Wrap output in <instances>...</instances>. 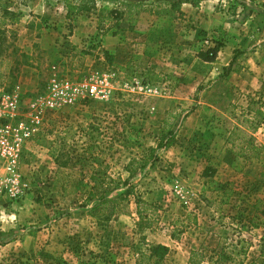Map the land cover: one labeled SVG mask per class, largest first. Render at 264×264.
I'll return each instance as SVG.
<instances>
[{"label":"rangeland","instance_id":"obj_1","mask_svg":"<svg viewBox=\"0 0 264 264\" xmlns=\"http://www.w3.org/2000/svg\"><path fill=\"white\" fill-rule=\"evenodd\" d=\"M123 1L0 0V99L42 120L1 169L18 193L0 196V264H136L157 243L162 264L192 250L201 264H264V0H208L229 20L208 29L190 12L207 0ZM217 43L219 59L197 56ZM247 59L262 87L245 88ZM53 76L106 78L108 97L46 109ZM104 193L105 220L110 207L90 211Z\"/></svg>","mask_w":264,"mask_h":264},{"label":"built area","instance_id":"obj_2","mask_svg":"<svg viewBox=\"0 0 264 264\" xmlns=\"http://www.w3.org/2000/svg\"><path fill=\"white\" fill-rule=\"evenodd\" d=\"M108 85L106 78H96L88 82H69L53 76L49 79L43 96L39 97L40 106L57 110L73 104L81 96L105 99L109 94ZM0 104L3 117L10 119L0 126V196L5 192L16 196L18 190L13 176L4 177L1 169L10 172L16 166L25 142L39 130L42 120L40 112L29 113L24 118L16 120L18 104L13 94H2Z\"/></svg>","mask_w":264,"mask_h":264},{"label":"trees","instance_id":"obj_3","mask_svg":"<svg viewBox=\"0 0 264 264\" xmlns=\"http://www.w3.org/2000/svg\"><path fill=\"white\" fill-rule=\"evenodd\" d=\"M185 1L191 2V4L194 6H197L199 3V0H185ZM123 3L129 7H140L143 4H145L144 0H138V1L124 0ZM180 3L178 1L176 2L172 1L169 4L172 10H178L180 7ZM243 17H245V14L243 15ZM220 46L221 44L217 43L215 44V46L210 47L207 50L199 51L197 56L203 61H208V62L213 61L215 57L217 56ZM233 60H234V56L231 59L230 63L224 69L223 75H226V73L230 70L229 67ZM162 138H164V136H162ZM171 144H172L171 140L166 139L165 142H162V139H160L157 143V147L159 148L164 147V146L168 147ZM110 182H112V179L106 180V182L104 183L107 186V184ZM124 182H127V181L124 180ZM91 198L92 196H89V198H87V201H91ZM114 205H115V202H113L111 198L106 196V194L104 193V194H101L99 197H97L90 211L96 210L100 206H103L106 210L110 207L111 212L108 213L107 215L101 216L102 219L105 220V219L110 218V215L114 209ZM137 212L139 213V216H140L141 215L140 211L137 210ZM143 221H144L143 218L140 217L139 223H138L140 228L144 227ZM169 251H170V248L165 244L157 243V244L149 245L145 249H139L136 264H162V260L168 255ZM202 257L203 256H201V254L198 251L192 250L190 257L188 259V262L189 264H201L202 259H203ZM220 259L221 260L224 259L223 254H218L213 264H219Z\"/></svg>","mask_w":264,"mask_h":264},{"label":"crops","instance_id":"obj_4","mask_svg":"<svg viewBox=\"0 0 264 264\" xmlns=\"http://www.w3.org/2000/svg\"><path fill=\"white\" fill-rule=\"evenodd\" d=\"M213 3L214 2L207 0L206 2L199 4L200 6L196 7V10H194V11L190 10V12L195 17L196 21L199 22V25L201 28L208 29V27H210L212 25L213 21L218 22V23L222 20L229 21L226 16H225V18H223L222 15H217L213 11V8H212ZM207 5H210V6H207ZM252 16L254 17L255 15L252 14L250 17H252ZM226 18H227V20H226ZM259 21H257V25L259 24V27L261 28L262 27L261 25H264L262 23L263 20H259ZM257 31H258V29H257ZM254 55L263 56V50L257 48L253 52H248L247 58L253 57ZM216 58L219 59L220 56H218ZM226 59L229 60V57H227ZM249 61L250 60L247 59V61L245 62V77H246L245 88L252 89L253 87H260V86L262 87L263 83L259 78V75H260L259 68L255 69L254 66H256V65L250 64ZM203 62H206V61H203ZM232 72H234V71H232ZM235 73L236 72H234L233 74H235Z\"/></svg>","mask_w":264,"mask_h":264}]
</instances>
